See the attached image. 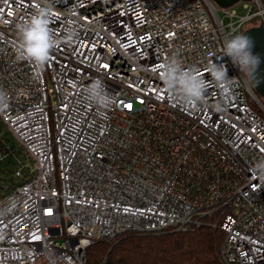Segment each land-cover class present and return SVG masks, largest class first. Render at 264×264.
Wrapping results in <instances>:
<instances>
[{"label":"built area","instance_id":"2783aa9c","mask_svg":"<svg viewBox=\"0 0 264 264\" xmlns=\"http://www.w3.org/2000/svg\"><path fill=\"white\" fill-rule=\"evenodd\" d=\"M245 1L238 14L214 0H53L50 27L63 37L75 22L78 36L37 75L16 58V25L44 0H0V119L31 160L12 158L0 135V165L14 164L0 169V264H85L99 240L184 230L214 213L225 264H264V181L254 174L264 104L221 55L226 36L264 20V0ZM171 55L205 79L209 63L226 65L237 78L227 109H215V86L197 109L171 100L158 72ZM94 78L113 94L106 110L85 98Z\"/></svg>","mask_w":264,"mask_h":264},{"label":"clouds","instance_id":"9594fccd","mask_svg":"<svg viewBox=\"0 0 264 264\" xmlns=\"http://www.w3.org/2000/svg\"><path fill=\"white\" fill-rule=\"evenodd\" d=\"M70 11H75L70 9ZM53 0H44V6L39 7L29 19L17 23L18 35L17 60L30 62L37 69V75L43 71L49 62L51 52L63 43H70L78 36L75 22L65 29L63 37H58L50 27L54 16ZM251 41L244 35L231 34L224 38L222 56L230 58L244 74H252L258 64V58L251 52ZM159 78L169 98L188 109H197L204 103L210 87L215 86L219 99L214 107L217 111H225L235 99L234 85L237 78L228 76L226 65L212 61L208 64L206 73L210 79H205L201 70L196 67L186 68L177 55L166 56L159 64ZM86 100L102 110L111 107L113 94L107 89L104 80L94 78L84 87ZM8 103V94L0 89V110ZM254 174L264 181V160L257 162ZM14 206V205H10Z\"/></svg>","mask_w":264,"mask_h":264},{"label":"trees","instance_id":"16d2710c","mask_svg":"<svg viewBox=\"0 0 264 264\" xmlns=\"http://www.w3.org/2000/svg\"><path fill=\"white\" fill-rule=\"evenodd\" d=\"M260 99L264 104V98ZM253 105L262 112L255 101ZM0 169H7L5 163ZM221 223L222 216L214 213L184 230L127 232L102 239L86 249L85 264H225L222 246L226 235Z\"/></svg>","mask_w":264,"mask_h":264},{"label":"water","instance_id":"95a60500","mask_svg":"<svg viewBox=\"0 0 264 264\" xmlns=\"http://www.w3.org/2000/svg\"><path fill=\"white\" fill-rule=\"evenodd\" d=\"M221 7H231L242 0H214ZM246 35L252 44L251 52L258 58V64L252 74H249L250 81L253 85L257 96L264 98V20L260 25L245 29Z\"/></svg>","mask_w":264,"mask_h":264},{"label":"rangeland","instance_id":"374dc122","mask_svg":"<svg viewBox=\"0 0 264 264\" xmlns=\"http://www.w3.org/2000/svg\"><path fill=\"white\" fill-rule=\"evenodd\" d=\"M245 4H246V1L242 0V1H239L238 3H236L235 5L231 6L230 8L234 9L238 14H243V13H246L247 10H248L245 7ZM219 7H221V6H219ZM261 22H262V17L261 16H255V17L251 18L245 24L244 30L249 28V27L260 25ZM0 135L8 140L10 147L14 151V155H11L12 158H14V157L17 158L18 157L19 159L24 160L26 163L31 161L30 158L27 156L26 152L21 147L19 141L13 136V134L9 131L7 125L1 119H0ZM5 167L7 169H12L14 167L12 159H8L5 162ZM10 176H11V173H10V171H8L5 174V177L7 179H9Z\"/></svg>","mask_w":264,"mask_h":264}]
</instances>
